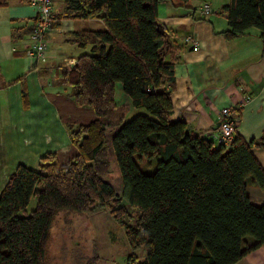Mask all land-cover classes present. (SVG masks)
Here are the masks:
<instances>
[{
  "label": "trees",
  "instance_id": "obj_1",
  "mask_svg": "<svg viewBox=\"0 0 264 264\" xmlns=\"http://www.w3.org/2000/svg\"><path fill=\"white\" fill-rule=\"evenodd\" d=\"M64 1L66 17L106 24L104 30L76 33V43L93 46L92 53L64 75L75 87L76 103L91 107L97 119L70 127L78 153L67 166L49 153L39 170L19 165L9 176L0 195V264H46L50 231L62 211L83 219L109 211L125 228L132 249L128 263L143 248L146 258L138 264H235L264 246V203L254 204L248 194L250 184L264 191V167L254 154L264 149V132L249 140L236 134L227 147L190 133L185 121L170 120L168 87L174 88L176 76L159 21L164 0ZM223 11L230 27L225 37L258 29L264 54V0H231ZM117 83L132 106L148 115L124 121ZM110 124L119 126L111 139ZM110 145L123 195L104 178L111 170ZM152 160V171H144L143 163ZM34 198L36 208L28 214ZM129 207L138 214L133 224L125 219Z\"/></svg>",
  "mask_w": 264,
  "mask_h": 264
},
{
  "label": "crops",
  "instance_id": "obj_2",
  "mask_svg": "<svg viewBox=\"0 0 264 264\" xmlns=\"http://www.w3.org/2000/svg\"><path fill=\"white\" fill-rule=\"evenodd\" d=\"M230 1L164 0L159 5V21L171 43L166 60L175 62V86L168 87L174 106L170 120L185 121L190 133L210 140H215L225 107L232 110L237 135L249 140L264 132L261 32L252 28L228 40L223 7ZM204 3L214 8L206 17L198 10ZM53 6L57 22L47 36L48 61L41 63L27 54L35 7L28 0H0V195L19 165L39 170L40 160L51 153L61 167L67 166L78 153L70 127L97 119L91 107L76 103L75 87L64 75L80 56L92 53L93 46L76 43V33L104 30L106 24L103 19L66 17L64 0H53ZM190 37L197 41L196 49L186 42ZM116 102L120 107L117 90ZM254 154L264 167V149L256 148ZM248 194L254 204L264 203V191L253 184L248 185ZM235 264H264V246Z\"/></svg>",
  "mask_w": 264,
  "mask_h": 264
},
{
  "label": "rangeland",
  "instance_id": "obj_3",
  "mask_svg": "<svg viewBox=\"0 0 264 264\" xmlns=\"http://www.w3.org/2000/svg\"><path fill=\"white\" fill-rule=\"evenodd\" d=\"M116 90L119 109L125 112L124 121L130 120L138 114L148 115L146 109L133 106H129L132 107V110L128 112L127 101H130V98L125 94L122 83H117ZM138 111H142V113H138ZM118 128L119 126L114 124L108 126L109 139L113 137ZM108 158L111 170L104 178L113 185L120 195H123L120 170L111 145ZM154 164L155 160H152L150 165L145 162L142 169L151 172ZM35 208L36 199L34 198L28 207V214H31ZM129 209L130 214L125 219L133 224L137 221L138 214L133 208L129 207ZM248 238L251 242L253 241L252 237ZM90 242L93 243V246ZM130 253L131 247L125 228L122 223L115 220L109 211L99 210L84 219L83 216L75 212L62 211L56 216L50 231L46 264H88L90 260H92V264H129L126 259ZM141 253L146 254L144 249L139 250L137 252L138 261L145 258L144 255H140ZM95 256L97 259L94 262Z\"/></svg>",
  "mask_w": 264,
  "mask_h": 264
},
{
  "label": "built area",
  "instance_id": "obj_4",
  "mask_svg": "<svg viewBox=\"0 0 264 264\" xmlns=\"http://www.w3.org/2000/svg\"><path fill=\"white\" fill-rule=\"evenodd\" d=\"M31 5L35 7L36 18L35 23L30 33V39L32 41L31 46L27 50V54L37 62L47 63L48 61V41L47 36L51 33L57 21V17L54 12L53 0H28ZM199 12L202 17H206L214 12V8L210 3H204L199 7ZM187 43L193 46L195 49L198 47V43L192 37L187 38ZM249 98L247 97V101ZM244 103H241V107ZM237 122L233 116L232 110L225 107L221 111V121L218 129V133L215 137L217 145H224L230 147L236 137Z\"/></svg>",
  "mask_w": 264,
  "mask_h": 264
},
{
  "label": "water",
  "instance_id": "obj_5",
  "mask_svg": "<svg viewBox=\"0 0 264 264\" xmlns=\"http://www.w3.org/2000/svg\"><path fill=\"white\" fill-rule=\"evenodd\" d=\"M166 42L168 43L167 49H169V48H170V46H171V43H170V41H169V39H168V38H167Z\"/></svg>",
  "mask_w": 264,
  "mask_h": 264
}]
</instances>
